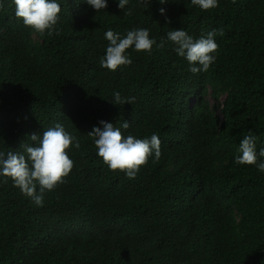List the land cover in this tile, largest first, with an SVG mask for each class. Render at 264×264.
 I'll use <instances>...</instances> for the list:
<instances>
[{"label":"trees","instance_id":"1","mask_svg":"<svg viewBox=\"0 0 264 264\" xmlns=\"http://www.w3.org/2000/svg\"><path fill=\"white\" fill-rule=\"evenodd\" d=\"M0 2V151L22 152L57 123L81 145L67 150L74 167L43 207L0 177V264H264V173L235 163L244 136L264 148V0H218L208 11L129 0L131 16L119 0L99 12L57 0L51 36ZM140 28L164 47L128 49L131 65L115 72L100 67L106 31ZM180 29L194 39L223 30L207 73L173 50L167 33ZM115 92L135 102L116 105ZM101 120L125 136L157 134L159 161L132 180L109 170L87 135Z\"/></svg>","mask_w":264,"mask_h":264},{"label":"clouds","instance_id":"2","mask_svg":"<svg viewBox=\"0 0 264 264\" xmlns=\"http://www.w3.org/2000/svg\"><path fill=\"white\" fill-rule=\"evenodd\" d=\"M151 0H140V3L148 8ZM168 0H159L160 4ZM235 3V0H232ZM86 3L97 12L108 6V0H86ZM15 6V16L22 20L25 27L43 36L46 32L49 36L53 33L59 35L57 29L60 20L61 5L57 0H12ZM129 0H119L118 7L124 10L126 16L133 15L134 9L125 6ZM193 6H198L202 11H208L219 7L218 0H191ZM0 8L3 3L0 2ZM166 16L164 8L159 9ZM170 23V21H168ZM224 35L223 30H213L201 34L194 39L184 29L171 30L167 33V39L175 45L174 51L184 58L193 74L207 73L217 59L219 45L215 36ZM105 38L109 42L106 54L100 59V67L115 72L121 66L131 65L127 50L132 48L136 52H145L151 55L153 46L164 47V42L157 44L150 38V32L146 28L128 31L122 38L112 30L105 32ZM135 97L122 98L119 92L114 93V104H132ZM101 127H93L87 135L93 138L97 155L102 158L109 170L116 173H124L129 180L135 179L140 168L146 166L151 157L158 162L162 155L161 140L157 134H152L150 139H139L129 134L125 136L121 128L107 121H99ZM129 122L124 121L122 128L127 129ZM30 139L34 144L22 143L23 151H9L5 154L0 151V177L5 178V183L10 179L14 187L23 195L31 198L38 207L44 205V193L53 191L58 185L65 182V178L71 173L74 161L70 159L67 150L73 145L80 149L79 139L65 130L63 125L57 123L41 134L33 133ZM257 138L254 135L244 136L240 140L238 152L235 158L237 165H255L259 172L264 173V148L256 150ZM38 189V190H37Z\"/></svg>","mask_w":264,"mask_h":264}]
</instances>
